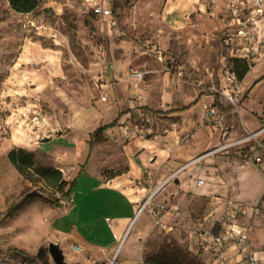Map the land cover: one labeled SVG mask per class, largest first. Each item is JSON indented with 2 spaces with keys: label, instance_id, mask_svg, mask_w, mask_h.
Segmentation results:
<instances>
[{
  "label": "rangeland",
  "instance_id": "obj_1",
  "mask_svg": "<svg viewBox=\"0 0 264 264\" xmlns=\"http://www.w3.org/2000/svg\"><path fill=\"white\" fill-rule=\"evenodd\" d=\"M95 2L40 0L22 13L0 0V264H55L48 242L38 241L43 230L34 234L27 219L21 222L36 207L32 216L47 224L54 210L39 204L20 214L17 209L34 195L61 196L35 169H60L51 145L72 129L73 135L89 131L90 154L104 176L126 172L145 139L149 152L155 146L165 152L168 172L187 164L177 181L156 193L163 192L156 199L166 207L163 218L157 222L147 211L141 216L147 214L150 228L143 259L172 245L188 249L187 224L209 213L219 222L230 203L243 205L237 222L254 247L263 248L264 147L258 141L264 142V132L258 131L264 127V54L245 81H231L226 68L232 56L220 39L227 20L199 9L165 15L164 0H113L117 23L109 26L91 12ZM262 6L255 33L264 46V0ZM129 68L138 69L139 78ZM233 91L241 96L239 107L229 103ZM211 99L224 113L222 124L205 117ZM116 117V125L95 132ZM14 147L32 154L36 182L10 162ZM152 176L146 171L133 181L146 186L145 197L161 182ZM29 240L38 243L32 247ZM39 246L43 259L34 257ZM202 252L200 245L196 257L208 264Z\"/></svg>",
  "mask_w": 264,
  "mask_h": 264
},
{
  "label": "crops",
  "instance_id": "obj_2",
  "mask_svg": "<svg viewBox=\"0 0 264 264\" xmlns=\"http://www.w3.org/2000/svg\"><path fill=\"white\" fill-rule=\"evenodd\" d=\"M99 2L105 3L106 0H98ZM163 3V13L165 15L181 13L182 10H188V13L195 9L205 11L207 7L203 0H164ZM105 96L106 101L107 94ZM110 97L111 93L109 91L108 100H110ZM115 119L119 120L118 117ZM101 125L104 124H100L98 127ZM73 130L75 129L68 131L67 135L61 133L60 138H55V142L51 145L54 151L58 152L60 169L64 171L63 178L66 180L75 179L70 193L60 200L59 206H54L42 198L29 199L17 209L18 214L28 206L32 207L33 204H39L49 209L52 208L54 216L51 217L49 222L46 220L47 224L40 223V220L32 216V212H36V207H34L32 212L22 215L24 220L22 219L21 222L27 219L31 224L30 227H33L34 234L38 232L40 235L43 230V234H41L38 241L41 238L48 243H57L62 250L64 259L69 262L107 264L111 256L116 253L118 264H145L143 255L146 248V236L150 228L145 223L147 214L141 217L143 211L135 218V211L139 202L145 197V191L143 190H146V186H138L135 183L133 184V181L137 177H144L147 171L153 175L154 180L162 182L175 169L168 172V164L164 162L166 160L165 152L158 146H155L149 152L148 148L151 144L150 141L145 139L140 140V145H138V150L144 146L143 151L145 153L142 151L133 158L129 157V166L126 172L115 176H104L101 174V169H99L98 158L95 159L96 154H90L89 131H80L81 133L78 135H73L71 134ZM163 138L166 139V137H162L160 141H164ZM56 146L61 148H56ZM155 154L157 155L156 160L149 161L150 156L152 157ZM150 186L155 187V185ZM125 187H131L133 193L139 197L137 199L131 198L124 191ZM163 187H160V189H164ZM162 195L163 192L155 195V200L160 199ZM211 219V213H209V215L204 216L203 220L187 224L188 230L185 242L189 250L194 253L199 252L203 237L198 234L197 229L201 225L208 227L214 222H218L211 221ZM126 231L128 232L125 235ZM38 241L32 243L29 240V244L35 247ZM75 243L81 246L78 251H73L71 248V245ZM40 247L42 246H39L37 251ZM202 253L207 258L206 262L208 264H221L220 255L216 256L205 251ZM223 256L227 258L230 264H244L242 254L237 253L233 247L226 248Z\"/></svg>",
  "mask_w": 264,
  "mask_h": 264
},
{
  "label": "built area",
  "instance_id": "obj_3",
  "mask_svg": "<svg viewBox=\"0 0 264 264\" xmlns=\"http://www.w3.org/2000/svg\"><path fill=\"white\" fill-rule=\"evenodd\" d=\"M203 2L207 5L205 11L210 15H217L227 20L220 39L222 45L229 48L231 59L243 58L251 67L253 62L260 59L264 54V46L257 40L255 33L256 23L259 21V16L263 14V0H203ZM112 3L113 0H106L105 3L97 2L90 5L91 12L102 19H106L109 26H115L117 23L113 14ZM231 59L226 72L227 77L234 81L237 76L231 69ZM128 72L134 78H139L141 75L138 69L134 68H129ZM227 97L230 104L239 107L241 96L239 97L238 91L229 93ZM102 99L105 100L106 96L103 95ZM204 114L211 124H222L224 120V113L214 99L204 103ZM263 132L264 127L258 131V134ZM258 145L264 147V142L258 141ZM186 165H181L175 169L157 187L151 189L148 195L139 202L135 211V218L143 211H147L159 222L166 211V207L162 202L155 200V195L165 183L170 180L174 181L177 173ZM202 183V179L197 180L198 185ZM243 211L241 203H230L221 221L214 222L208 227L201 225L197 229L198 234L203 237L201 248L205 252H210L216 256L220 255L221 264H230L227 258L223 256L225 249L229 247L238 249L242 254L244 264H264V247H254L248 229L237 222V212ZM71 248L73 251H78L81 246L75 243L71 245ZM107 264H118L116 253L111 256Z\"/></svg>",
  "mask_w": 264,
  "mask_h": 264
},
{
  "label": "trees",
  "instance_id": "obj_4",
  "mask_svg": "<svg viewBox=\"0 0 264 264\" xmlns=\"http://www.w3.org/2000/svg\"><path fill=\"white\" fill-rule=\"evenodd\" d=\"M9 6L17 11L22 13L31 12L37 6L40 0H7ZM231 69L235 72L237 78L239 80L243 79L246 73L250 69V65L243 58H233L231 59ZM263 77H259L253 83L255 84L257 81L261 80ZM117 119L112 120L108 124L101 125L96 128L95 132H102L107 127L116 124ZM10 162L14 165L17 171L23 175L28 180L36 182V179L33 177L32 169H33V158L32 154L22 147H14L8 151L7 154ZM36 173H38L47 184H49L52 188H54L57 192L61 193L57 198H42L47 202L53 204L54 206L60 205V200L63 197L68 196L70 193L75 179L66 180L63 178L61 171L58 168L54 167H40L35 169ZM111 176V175H110ZM37 197V196H36ZM35 195L31 196L29 199L36 198ZM39 197V196H38ZM41 198V197H40ZM42 247L38 249L35 256L36 258L43 259ZM192 254V255H191ZM195 254V255H194ZM198 252L194 253L189 249H183L180 245H172L169 249H161L157 253L153 255L146 256L144 259L145 264H204L199 261L196 257ZM45 255V254H44Z\"/></svg>",
  "mask_w": 264,
  "mask_h": 264
},
{
  "label": "water",
  "instance_id": "obj_5",
  "mask_svg": "<svg viewBox=\"0 0 264 264\" xmlns=\"http://www.w3.org/2000/svg\"><path fill=\"white\" fill-rule=\"evenodd\" d=\"M56 133H60V131H57ZM177 180L178 179L175 178V181H177ZM48 252H49L51 258L53 259V261L55 262V264H78V263H68L67 261H65L62 250L60 249V247L57 243L49 242L48 243Z\"/></svg>",
  "mask_w": 264,
  "mask_h": 264
},
{
  "label": "bare ground",
  "instance_id": "obj_6",
  "mask_svg": "<svg viewBox=\"0 0 264 264\" xmlns=\"http://www.w3.org/2000/svg\"><path fill=\"white\" fill-rule=\"evenodd\" d=\"M124 191L133 199H137L139 197L133 193V189L131 187H125Z\"/></svg>",
  "mask_w": 264,
  "mask_h": 264
}]
</instances>
